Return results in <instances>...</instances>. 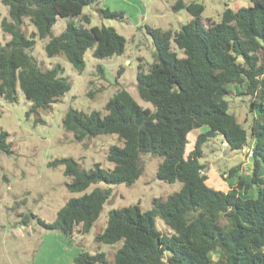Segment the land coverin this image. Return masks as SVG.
<instances>
[{
	"label": "trees",
	"instance_id": "16d2710c",
	"mask_svg": "<svg viewBox=\"0 0 264 264\" xmlns=\"http://www.w3.org/2000/svg\"><path fill=\"white\" fill-rule=\"evenodd\" d=\"M2 2L11 20L4 18L1 27L11 39L0 46V97L16 103L21 89L32 103L28 117L48 110L72 88L59 76L60 65L44 70L32 55L37 37L50 38L45 46L48 57L65 56L79 73L86 69L88 50L100 60L125 53L127 40L115 28L86 26L90 17L83 15L84 8L100 0ZM250 2L238 10L227 8L221 22L209 21L206 26L202 3L176 0L173 11L186 10L192 19L176 32L148 28L156 53L148 70L139 65L137 89L153 109L142 107L121 90L106 103L105 115L72 108L65 114L63 127L78 142L101 135H117L123 141L122 146L108 150L112 170L100 164L85 170L72 158L51 162L50 167H65L64 174L71 178L69 191L84 192L99 183L132 186L144 173V154L163 158L157 170L159 180L182 184L166 200L154 199L151 210L132 205L110 212L107 226L95 242H123L114 264H264V0ZM102 13L111 19L123 15L108 9ZM59 17H81V21L71 19L63 33L53 37ZM25 19L36 28L31 35L21 28ZM231 84L245 85L252 97L251 144L247 130L229 111L226 97ZM205 127L207 131L198 134L194 150L186 157L191 132ZM218 135L233 151L246 147L252 151L251 174L241 176L239 167L223 174L225 181L237 177L228 192L207 185L206 165L200 161L204 144ZM9 136L0 130V150L7 154L12 153ZM255 187L257 196H250ZM112 195L110 187L97 188L70 199L54 222H39L69 238L77 232L87 234ZM158 219L166 231L158 228ZM28 221L24 218L23 223ZM74 263L109 264L103 252H82Z\"/></svg>",
	"mask_w": 264,
	"mask_h": 264
},
{
	"label": "rangeland",
	"instance_id": "374dc122",
	"mask_svg": "<svg viewBox=\"0 0 264 264\" xmlns=\"http://www.w3.org/2000/svg\"><path fill=\"white\" fill-rule=\"evenodd\" d=\"M186 3L198 2L205 6L203 22H221L227 8L238 10L251 5L250 0H184ZM176 0H100L99 3L88 5L83 15L90 17L87 27H113L127 40L125 53L108 59H96L93 50L85 53L86 69L77 72L65 56L50 58L46 55L45 46L50 38H36L32 55L44 70H51L60 65V77L71 83V91L61 100L51 105L48 110H40L38 114L29 112L32 103L28 101L21 89L19 99L10 103L0 97V130L9 133L8 142L12 145V153L0 150V264H75L74 259L82 252L107 255L109 264H114V257L123 242L113 245L98 244L95 238L102 232L111 211L132 205H140L143 211L153 208L154 199L166 200L170 195L180 191L182 184H170L157 178L162 157L144 154L142 162L145 166L143 175L132 186L125 184L107 185L99 183L91 185L84 192H71L67 184L70 177L64 174L65 167H50L57 159H75L82 169L90 170L100 164L106 170H112L114 164L108 158L110 147L122 146L123 141L117 135H101L75 140L73 133L63 127V118L69 109L84 112L98 111L106 114L105 105L121 90L129 92L144 108H151L139 96L137 74L139 65L148 67L154 62L156 48L148 28L180 31L191 19L186 10L174 12L172 7ZM122 13L116 18H106L104 10ZM0 46L5 45L11 36L3 32L1 23L4 18L10 19L9 9L0 0ZM82 17V16H81ZM81 17H59L53 27V37L63 33L66 24L72 19L81 21ZM22 30L28 35L36 31L29 19H25ZM230 94L226 97L230 105V113L247 130L249 143L254 113L251 112L252 97L247 94L246 86L231 84ZM41 119L43 122L37 121ZM207 128L193 131L192 141L186 149V157L194 150L199 133ZM251 144V143H250ZM204 156L201 163L206 165L207 185L215 190L228 192L237 177L228 181L224 173L239 167V174L252 173L253 161L251 148L233 151L228 147L221 135L210 139L203 146ZM264 173V167L262 169ZM112 188L113 195L105 203L98 221L87 234L75 233L72 238L59 231L46 229L39 220L46 224L54 222L58 212L72 198L82 197L97 188ZM250 196H257V187L250 191ZM37 218H32L30 215ZM29 218L27 224L24 218ZM160 230L166 231V225L157 220ZM18 230H21L20 233ZM217 256H214V260Z\"/></svg>",
	"mask_w": 264,
	"mask_h": 264
},
{
	"label": "crops",
	"instance_id": "0c3cea01",
	"mask_svg": "<svg viewBox=\"0 0 264 264\" xmlns=\"http://www.w3.org/2000/svg\"><path fill=\"white\" fill-rule=\"evenodd\" d=\"M20 233L22 232L21 230H18Z\"/></svg>",
	"mask_w": 264,
	"mask_h": 264
}]
</instances>
